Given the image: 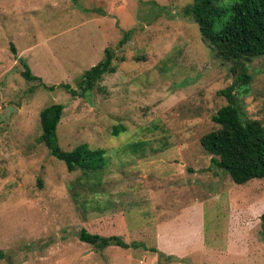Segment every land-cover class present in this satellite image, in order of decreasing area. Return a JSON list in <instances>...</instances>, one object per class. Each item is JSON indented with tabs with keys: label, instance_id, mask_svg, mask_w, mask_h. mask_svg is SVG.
<instances>
[{
	"label": "rangeland",
	"instance_id": "obj_1",
	"mask_svg": "<svg viewBox=\"0 0 264 264\" xmlns=\"http://www.w3.org/2000/svg\"><path fill=\"white\" fill-rule=\"evenodd\" d=\"M191 2L0 0V114L11 106L0 120V264H264V178L234 182L200 144L238 70L183 15ZM106 48L114 71L81 91ZM21 59L40 80L23 78ZM247 67L234 91L264 127V55ZM52 103L63 104V150L104 149L96 176L68 171L40 140ZM81 228L130 246L97 248Z\"/></svg>",
	"mask_w": 264,
	"mask_h": 264
},
{
	"label": "trees",
	"instance_id": "obj_2",
	"mask_svg": "<svg viewBox=\"0 0 264 264\" xmlns=\"http://www.w3.org/2000/svg\"><path fill=\"white\" fill-rule=\"evenodd\" d=\"M182 13L196 22L203 40L214 54L238 70L233 84L219 92L227 100V104L211 116L219 127L202 135L200 144L212 155L211 162L225 170L234 182L244 184L252 178H264V127L259 120L243 115L234 91L237 85L250 81L247 63L264 55V0H192ZM11 49L14 51V46ZM113 55V50L106 48L103 59L82 73L78 81L81 91L92 90L103 74L114 71L111 66ZM20 63L25 80H40L25 60L21 59ZM63 87L76 94L69 84H63ZM62 110L61 103H52L40 110V140L53 156L64 161L68 171L80 169L85 175L96 176L106 166L104 149H92L81 143L71 150H63L56 134ZM117 129L115 127L113 131L117 133ZM259 220L264 236V211ZM77 235L81 241L100 249L110 245L130 246L119 235L105 236L85 228Z\"/></svg>",
	"mask_w": 264,
	"mask_h": 264
},
{
	"label": "crops",
	"instance_id": "obj_3",
	"mask_svg": "<svg viewBox=\"0 0 264 264\" xmlns=\"http://www.w3.org/2000/svg\"><path fill=\"white\" fill-rule=\"evenodd\" d=\"M264 211V210H263ZM198 213L200 214L199 215V218H198V220H199V222H198V224H197V226H198V233L199 234H201L202 233V230H203V227H202V208H201V205L198 207ZM165 223L163 222V221H161V222H158L157 224H156V243L155 244H157V246H158V244H159V237H160V233H161V227L164 225Z\"/></svg>",
	"mask_w": 264,
	"mask_h": 264
},
{
	"label": "water",
	"instance_id": "obj_4",
	"mask_svg": "<svg viewBox=\"0 0 264 264\" xmlns=\"http://www.w3.org/2000/svg\"><path fill=\"white\" fill-rule=\"evenodd\" d=\"M10 108H11V106H7L4 109L3 113L0 114V120L1 119H9V114H10V111H11ZM12 108H14V107H12Z\"/></svg>",
	"mask_w": 264,
	"mask_h": 264
}]
</instances>
